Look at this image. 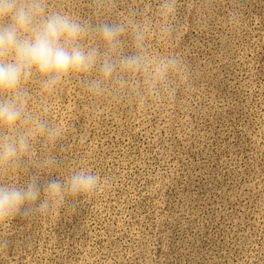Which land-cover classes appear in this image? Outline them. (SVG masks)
Listing matches in <instances>:
<instances>
[{"label":"rangeland","instance_id":"1","mask_svg":"<svg viewBox=\"0 0 264 264\" xmlns=\"http://www.w3.org/2000/svg\"><path fill=\"white\" fill-rule=\"evenodd\" d=\"M159 2L48 0L93 25L134 13L150 52L182 67L143 96H92L76 75L47 95L28 85L30 106L66 128L35 143L59 162L41 182L84 163L111 183L55 218L0 226V264H264V0H177L167 21Z\"/></svg>","mask_w":264,"mask_h":264},{"label":"clouds","instance_id":"2","mask_svg":"<svg viewBox=\"0 0 264 264\" xmlns=\"http://www.w3.org/2000/svg\"><path fill=\"white\" fill-rule=\"evenodd\" d=\"M176 6L177 0H160L159 15L167 21ZM232 19L239 23L237 13ZM149 31V23L134 13L118 22L93 25L50 9L48 0H0V226L17 217L55 218L60 210L84 202L111 183L84 163L63 179L41 182L59 162L51 154L37 160L35 143L54 145L66 128L45 118L47 105L39 111L30 106L28 85H38L47 95L76 75L84 78V90L92 96L114 91L155 94L182 65L175 55L150 52ZM125 36L133 45L128 54L123 50ZM30 165L37 171L30 172ZM21 174L27 175L23 182ZM6 244L0 240V246Z\"/></svg>","mask_w":264,"mask_h":264}]
</instances>
